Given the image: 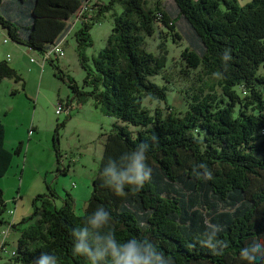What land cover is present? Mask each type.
I'll return each instance as SVG.
<instances>
[{"label":"trees","instance_id":"trees-1","mask_svg":"<svg viewBox=\"0 0 264 264\" xmlns=\"http://www.w3.org/2000/svg\"><path fill=\"white\" fill-rule=\"evenodd\" d=\"M85 1L31 0L29 11L20 18L19 11L3 13L0 0V27L7 39L44 55L63 36L68 21ZM10 2L18 5L16 0ZM172 2L176 16L170 18L159 0L152 8L145 7V0H110L107 4L97 0L90 8H95L97 15L115 3L122 10L113 14L106 46L93 56L91 66L84 53V47L92 44L88 30L91 16L85 13L87 20L75 30L74 37L87 71L84 83L92 86L87 91L75 82L70 86L75 96L92 97L103 114L124 124L115 122L106 135L83 214L74 213L69 194L59 208L51 198L37 195L34 213L21 221L28 223L20 229L14 254H9L4 264H33L42 253L55 255L59 264H88L84 257L72 253V231L83 227L98 206L110 213L117 240L147 237L174 264H246L239 257L240 250L255 239L264 242V136L259 132L264 126V74L258 72L264 68V0L244 4L238 0ZM178 17L191 29L189 47L180 52L185 64L182 72L187 76L188 69L200 68L216 79L220 90L218 93L212 83L203 81V87L188 93L190 101L183 113L168 105V86L150 80L167 63L162 43L157 55L144 47V37L153 35L157 20L179 38ZM226 49L231 55L227 67L222 61ZM50 57L47 59L60 72L55 74L63 79ZM4 78L21 79L2 60L0 82ZM145 96L164 101L170 110L155 108L151 113L142 103ZM129 125L139 129L133 133ZM4 136L0 120V177L7 173L14 155L23 151L21 142L7 149ZM140 144L149 146L147 163L152 167V178L138 193L117 196L104 186L101 173L110 159L118 161ZM54 151L59 162L56 145ZM201 163L212 172L210 180L196 177ZM57 170L65 173L67 168L61 171L57 166ZM37 200H41L39 206ZM5 206L0 191V224ZM210 223L223 226L217 238L227 247L221 255L200 244ZM17 228L13 223L12 230Z\"/></svg>","mask_w":264,"mask_h":264},{"label":"rangeland","instance_id":"rangeland-1","mask_svg":"<svg viewBox=\"0 0 264 264\" xmlns=\"http://www.w3.org/2000/svg\"><path fill=\"white\" fill-rule=\"evenodd\" d=\"M16 1L17 6L15 2L3 0L1 11H19L20 18L24 17L26 10L30 9L31 0L23 3ZM109 1L99 0L103 4ZM159 1L170 18L176 16L172 0ZM247 1L249 0H238L239 4ZM154 3L155 0H145V7L152 8ZM94 9L87 12L88 17L91 16L88 30L92 40L91 45L84 47L88 66L92 65L93 56L106 46L114 23L113 14H119L122 7L115 3L102 15H97ZM175 24L179 38L157 20L153 35L144 37V47L157 55L160 50L158 44L162 43V49L167 53V63L161 73L150 77V80L159 85L166 84L169 88L166 95L168 105L175 112L183 113L190 101L188 93L196 91L198 86L203 87V81L212 83L218 93L220 90L216 79L205 75L200 68L188 69L187 76L184 75L182 70L185 69V64L180 58V52L189 47L191 29L183 17H178ZM74 32L68 34L63 42V56L50 54V58L64 75L62 79L55 74L60 72L47 58L43 61V55L37 51L28 54L24 46L7 39L5 31L0 27V61L5 60L21 77L18 81L4 78L0 82V120L5 130L4 145L12 150L21 142L23 148L20 155H14L7 173L0 177L1 197L6 203L2 214L4 222L0 226L3 227L5 221L12 219L9 209L15 210L13 219L18 225L17 229L10 230L5 250L0 254V264L7 260L10 251L15 248L20 229L28 223L21 221L34 213L33 200L37 195L43 194L47 199L51 198L55 207L59 208L64 205V199L69 194L74 213L83 214L85 202L92 191V180L97 173L106 135L115 122L124 124L113 116L103 114L94 105L92 97L75 96L71 83L75 82L84 91L90 90L92 85L84 83L87 71L77 54ZM20 33H24L22 28ZM258 72L264 74V68L260 67ZM58 102L63 105L71 102L72 107L67 113L64 106V110L56 114ZM142 103L151 113L155 108L170 110L164 101L150 100L146 96ZM128 127L133 133L139 129L131 125ZM54 145L60 152L59 162L56 160ZM57 166L61 171L64 168L67 171L62 173L57 170ZM40 203L41 200L36 201L38 206Z\"/></svg>","mask_w":264,"mask_h":264},{"label":"clouds","instance_id":"clouds-1","mask_svg":"<svg viewBox=\"0 0 264 264\" xmlns=\"http://www.w3.org/2000/svg\"><path fill=\"white\" fill-rule=\"evenodd\" d=\"M230 60V50L226 49L222 56L225 67ZM148 150L147 144H140L131 152L124 153L118 161L110 159L101 173L104 186L120 197L138 193L152 178V167L147 163ZM197 169L202 170L195 171L197 178L203 177L205 180L212 178V172L206 164L197 165ZM112 224L110 213L103 206H98L87 216L83 227L73 229V255L84 257L88 264H174L172 258L166 256L158 249L156 243L147 237L117 240ZM141 227H144L143 222ZM208 229L200 244L215 255H221L227 247L226 242L217 238L218 233L223 231V226L210 223ZM239 257L246 264H260L264 261V242L259 239L253 240L240 250ZM33 264L59 262L55 255L42 253Z\"/></svg>","mask_w":264,"mask_h":264},{"label":"built area","instance_id":"built-area-1","mask_svg":"<svg viewBox=\"0 0 264 264\" xmlns=\"http://www.w3.org/2000/svg\"><path fill=\"white\" fill-rule=\"evenodd\" d=\"M96 1L97 0H86L85 3L82 5L81 9L75 15L76 21H78L80 24H82L84 21H86L87 17L85 16V13H87L90 10L91 6ZM158 15L161 16L160 14H158ZM72 25H73V22L71 20H69L68 21V28H67L66 32L68 31L70 26L72 27ZM61 38H63V36ZM61 38L56 43H54L52 45L51 49L47 53H44L43 59H42L43 61L46 60V58H48L51 53L55 54L56 56H63L64 55V51H63L62 46H61V41H62ZM6 40L7 39L5 38L4 41H6ZM64 106L66 107L67 113H68V109H70L72 107L71 102L66 103L65 105H63L61 102H58L57 107L55 109V113L59 114L60 112H62L64 110ZM259 132L262 136H264V126L260 129ZM8 213H9V215H12V219L7 221V222L5 221V225H3V227L0 226V254L2 251L5 250L7 238L9 236L10 230L12 229V225L14 223L13 214L15 213V210L9 209ZM10 254H14V250H11Z\"/></svg>","mask_w":264,"mask_h":264},{"label":"crops","instance_id":"crops-1","mask_svg":"<svg viewBox=\"0 0 264 264\" xmlns=\"http://www.w3.org/2000/svg\"><path fill=\"white\" fill-rule=\"evenodd\" d=\"M71 21L73 22V25H72V27L70 26V28L68 29V31L67 32H65V34H64V36H63V38H61V46L63 45V42L65 41V39H66V37H67V35L68 34H71V33H73V31H75L76 29H77V26L78 27H80V23L78 22V21H76V19H75V17H73V18H71ZM22 46V45H21ZM63 47V46H62ZM23 48H25V50H26V52L29 54L30 52H32L29 48H27V47H23ZM3 60V59H2ZM1 60V61H2ZM46 182V181H45ZM86 203V202H85ZM85 206H86V204H85ZM84 206V207H85ZM14 223H16L15 221H14Z\"/></svg>","mask_w":264,"mask_h":264}]
</instances>
